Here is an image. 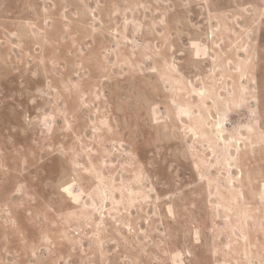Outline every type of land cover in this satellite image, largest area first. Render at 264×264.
<instances>
[{
	"label": "rangeland",
	"instance_id": "obj_1",
	"mask_svg": "<svg viewBox=\"0 0 264 264\" xmlns=\"http://www.w3.org/2000/svg\"><path fill=\"white\" fill-rule=\"evenodd\" d=\"M0 264H264V0H0Z\"/></svg>",
	"mask_w": 264,
	"mask_h": 264
}]
</instances>
